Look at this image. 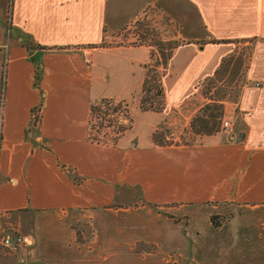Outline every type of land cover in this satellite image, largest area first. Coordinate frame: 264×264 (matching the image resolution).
Returning a JSON list of instances; mask_svg holds the SVG:
<instances>
[{
  "label": "crops",
  "instance_id": "0c3cea01",
  "mask_svg": "<svg viewBox=\"0 0 264 264\" xmlns=\"http://www.w3.org/2000/svg\"><path fill=\"white\" fill-rule=\"evenodd\" d=\"M147 6L167 20L161 39L179 43L162 111L137 103L147 47L96 46ZM233 40L250 46L237 92L222 101L231 128L153 144L154 129L200 109L197 85ZM26 41L52 49L30 54ZM103 97L136 99L115 144L89 140V106ZM147 202L166 212L229 206L236 264H264V0H0V231L22 237L0 264H143L135 242L175 227ZM76 224L92 237L79 241Z\"/></svg>",
  "mask_w": 264,
  "mask_h": 264
},
{
  "label": "rangeland",
  "instance_id": "374dc122",
  "mask_svg": "<svg viewBox=\"0 0 264 264\" xmlns=\"http://www.w3.org/2000/svg\"><path fill=\"white\" fill-rule=\"evenodd\" d=\"M165 21L167 20L157 7L147 6L136 18L117 32L105 33L103 40L96 46L107 48L116 46L139 47L143 45L147 47L149 54L146 64L149 62L154 64L156 59H160L155 43L162 40L161 38H165L163 34L161 35L159 29L161 26L164 27ZM176 42L178 43V41ZM231 43V52L222 59L223 63L218 73L197 85L196 94L204 98L200 109L205 104L218 102V99L223 96H225L224 99H231L240 86L241 76L247 65L250 45L248 40H233ZM163 51L168 52L166 49ZM113 99L116 102L123 100ZM135 100L132 98L124 100L130 117L132 116L131 108ZM198 111L188 121L181 119L176 124H166L165 127L154 129L158 132V139L162 142L187 144L199 139L201 136H206L207 129L211 130V134H214L231 128L230 118L222 114L220 118L215 119V122L213 118L205 116L208 115V112H204L199 119L207 120V127L204 125L203 128V125H199L197 122L195 132H193L190 128V122ZM92 120L93 135L108 143L115 136L116 127L119 124L126 123L123 119H117L116 122L114 121L110 125L103 122L100 126L101 120L99 117ZM225 121L229 124L227 128L223 125ZM216 129L217 132L212 131ZM192 208L183 207L173 212H166L164 209L158 210L163 211L162 215L167 220L172 221L175 227L171 225L169 231L168 228L164 227L155 230L156 235H158L155 241L146 239L135 242L132 251L144 256L143 264H236L235 255L243 251L241 245H238L236 243L238 241L234 239L231 208L227 205L221 207L223 209L219 208L220 210L215 211L206 209V207L199 208L197 206L195 209ZM74 228H77L76 233L79 241L84 242L92 237V230L89 227L76 224ZM167 232H171L168 234L169 237ZM139 243L143 244L142 247L138 246ZM151 246L154 247V250L151 249ZM5 251L6 249L1 244L0 235V252ZM130 262L133 261L128 263L130 264Z\"/></svg>",
  "mask_w": 264,
  "mask_h": 264
},
{
  "label": "trees",
  "instance_id": "16d2710c",
  "mask_svg": "<svg viewBox=\"0 0 264 264\" xmlns=\"http://www.w3.org/2000/svg\"><path fill=\"white\" fill-rule=\"evenodd\" d=\"M178 45L175 41H163L158 40L155 43V46L158 49V53L160 54L159 58L156 59L154 64L150 62L145 64V75L143 78L140 98L138 101V107L141 111H162L165 108L164 101H163V87L161 83L162 77L165 75V71L168 67L169 60L172 57L173 49ZM23 46L27 49V51L31 54L32 52H39V51H48L52 48L42 46L40 44H36L32 41H26L23 43ZM92 47V46H89ZM95 47V46H94ZM166 49L168 52L165 53L163 50ZM223 60L221 61L219 67L215 70L212 76H215L218 73L219 68H221ZM211 76V77H212ZM41 78V63L40 61L35 62V85L38 84ZM225 96L218 99V102L213 104H205L198 113L192 118L190 122V128L193 132H195V126L198 122L199 125L208 124L207 120H200V115H203L204 112H208L206 117H211L214 120L218 119L223 114V105L222 101L224 100ZM39 110V107H35L31 110L32 113ZM121 114V115H120ZM94 116V117H93ZM99 117L101 120L100 126H102L103 122H107L110 125L112 122H116L117 119H123L126 121L125 124H119L114 131V135L110 139V144H115L118 137L122 135L127 129L131 127L132 118L130 117L129 113H127L126 106L124 100H120L118 102L115 101L113 98L103 97L99 100L93 101L89 106V117H88V124H89V140L96 143L102 144H109L108 142L101 140L93 135V127H92V119ZM216 122V120H215ZM107 125V126H109ZM207 135H212L211 130L207 129ZM213 132H217L218 130H212ZM150 139L153 144L157 146H165L174 144L172 142H162L158 139V132L157 130H153L150 134ZM146 205H149L157 210H159L158 206L152 203L147 202ZM142 243H139L138 246L142 247ZM151 249L154 250V247L151 246Z\"/></svg>",
  "mask_w": 264,
  "mask_h": 264
},
{
  "label": "built area",
  "instance_id": "2783aa9c",
  "mask_svg": "<svg viewBox=\"0 0 264 264\" xmlns=\"http://www.w3.org/2000/svg\"><path fill=\"white\" fill-rule=\"evenodd\" d=\"M36 112V111H35ZM32 113V122L37 123L38 117L36 113ZM225 128L229 127V124L225 121L223 122ZM1 244L6 250H15L21 243L22 237L18 234H13L11 232L0 231Z\"/></svg>",
  "mask_w": 264,
  "mask_h": 264
}]
</instances>
